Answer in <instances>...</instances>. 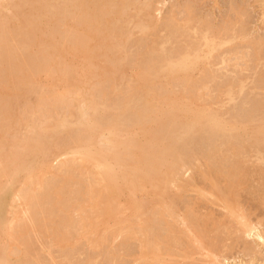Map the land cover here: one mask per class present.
<instances>
[{
    "label": "rangeland",
    "instance_id": "obj_1",
    "mask_svg": "<svg viewBox=\"0 0 264 264\" xmlns=\"http://www.w3.org/2000/svg\"><path fill=\"white\" fill-rule=\"evenodd\" d=\"M81 1L0 0V264H264V0ZM91 14L116 23L96 30ZM216 116L251 131L215 128ZM34 129L52 131L51 150L90 140L101 157L120 154L119 210L106 215L109 180L90 155L49 153L38 173ZM217 164L219 187L233 172L243 182L239 217L210 187Z\"/></svg>",
    "mask_w": 264,
    "mask_h": 264
},
{
    "label": "bare ground",
    "instance_id": "obj_2",
    "mask_svg": "<svg viewBox=\"0 0 264 264\" xmlns=\"http://www.w3.org/2000/svg\"><path fill=\"white\" fill-rule=\"evenodd\" d=\"M90 1H91V0H89V1H87V2H90ZM92 1L98 3V1H94V0H92ZM92 1H91V2H92ZM81 2H83V0H82ZM84 2H85V4L87 3L86 1H84ZM84 2H83V3H84ZM91 2H90V3H91ZM81 4H82V3H81ZM81 4H80V6H78V7H83L82 5L85 6V4H82V5H81ZM94 4H95V3H94ZM94 4H92V5H93L92 7H95ZM98 4H99V3H98ZM74 5H75V4H74ZM77 5H78V4H77ZM87 5H88V4H87ZM87 5H86V7H87ZM89 5L91 6V4H89ZM89 5H88V6H89ZM96 5H97V4H96ZM135 5H136V4H135ZM75 6H76V5H75ZM92 7H91V9H92ZM86 9H88V7H87ZM93 9H94V8H93ZM95 9L97 10V7H96ZM146 9H147V8H146ZM26 10H27V8H26ZM28 10H30V8H29ZM28 10H27V13H28ZM132 10H133V9H132ZM142 10H144V9H142ZM23 11H24V10H23ZM134 11H135V10H134ZM138 11H140V9H139ZM145 11H146V10H144V13H145ZM83 12H84V11H83ZM94 12H95V11H94ZM147 12H148V11H147ZM81 13H82V12H81ZM104 13H105V12H104ZM133 13H134V12H133ZM82 14H83V13H82ZM105 14H106V13H105ZM130 14H131V13H130ZM137 14H138V12H137ZM139 14H140V13H139ZM141 14H142V13H141ZM89 15H90V14H89ZM89 15H87V16L89 17ZM91 15H92V14H91ZM96 15H97V13H96ZM96 15H92V20H94L93 18H96ZM109 15H110V14H109ZM147 15H149V14H146L145 17H147ZM77 16H78V15H77ZM94 16H95V17H94ZM141 16H142V15H141ZM81 17H82V15H81ZM98 17H99V16H98ZM107 17H108V16H107ZM143 17H144V16H143ZM79 18H80V17H78V20H79ZM99 18H100L101 20H103L101 17H99ZM147 18H148V17H147ZM90 19H91V18H89V21H91ZM100 19H99V20L96 19V20H94L92 23L89 22V21H87V22H89V24H90V23H91V24H94V22L97 23V20H98V23H99ZM114 19H115V18H114ZM114 19H113V20H114ZM80 20H81V19H80ZM80 20H79V21H80ZM144 20H145V19H144ZM81 21H82V20H81ZM84 21H85V20H84ZM104 21H105V23H106V21H107L108 23H110V24L112 23L111 25H113V24L116 23V22L114 23V21H113V22H109V21H112L111 18H110L109 21H108V20H103V21H100V22H103V24H105ZM76 23H77V22H76ZM76 23H75V24H76ZM98 23H97V24H98ZM89 24L86 23L85 26H87V25H89ZM99 24H101V23H99ZM99 24L96 26L97 29H96V27H95L96 30H100V29H101V25L99 26ZM103 24H102V27H103ZM150 24H151V23H150ZM76 25H77V24H76ZM136 25H137V24H136ZM89 26H91V25H89ZM89 26L85 27V29H86V28L88 29ZM98 26L100 27L99 29H98ZM104 26H105V25H104ZM129 27H130V26H128V28H129ZM132 27H133V26H132ZM134 27H135V26H134ZM138 27H139V26H138ZM29 28H30V27H29ZM75 28H76V27H75ZM80 28H81V27H80ZM103 28H104V27H103ZM105 28H106L107 30L109 29V27L107 28L106 26H105ZM110 28H111V27H110ZM125 28H127V27H125ZM140 28H141V27H140ZM76 29H77V28H76ZM82 29H84V28H82ZM93 29H94V27L92 28V30H93ZM95 29H94V30H95ZM113 29H114V28H113ZM135 29H136V28H135ZM89 30H91V27H90V29H88V32H91V33H92V32L94 31V30H93V31H92V30L89 31ZM96 30H95V31H96ZM123 30H124V28H123ZM126 30H127V29H126ZM187 30H188V29H187ZM27 31H28V30H27ZM29 31H30V30H29ZM95 31H94V32H95ZM109 31H110V30H109ZM118 31H119V30H118ZM120 31H121V30H120ZM135 31H136V30H135ZM100 32H101V31H100ZM124 32H125V30H124ZM190 32H191V31H190ZM82 33H83V32H82ZM108 33H109V35H107ZM108 33L106 34L107 36L113 35V34H110V32H108ZM118 33H119V32H118ZM79 34H80V33H79ZM97 35H98V34H97ZM116 35H117V33H116ZM122 35H124V34L121 33V35H119V36H122ZM130 35H131V34H130ZM78 36H81V35H78ZM84 36H86V35H84ZM87 37H88V36H86V40L89 38V37H88V38H87ZM99 37H100V39H101L102 36H99ZM111 37H112V36H111ZM115 37H117V36L114 35V38H115ZM128 37H130V36H128ZM79 38H80V37H79ZM102 38H103V37H102ZM119 38H120V37H119ZM96 39H98V36H96ZM104 39H105V37H104ZM109 39H110V37H109ZM111 39H112V38H111ZM126 39H127V38H126ZM112 40H114V39H112ZM112 40H110L109 42H111ZM77 42H78V43L76 44V47H78V46H79L78 44H80V41H77ZM88 42H89V39H88ZM88 42H87V43H88ZM16 43H17V42H16ZM30 43H31V42H30ZM52 43H53V42H52ZM82 43H83V44H82ZM82 43H81L80 46L83 45L82 47H84V45H86V44H84L83 41H82ZM101 43H102V42H101ZM103 43L105 44V42H103ZM54 45H55V44H54ZM77 45H78V46H77ZM23 46H24V45H23ZM51 46H52V44H51ZM86 46H87V45H86ZM86 46H85V47H86ZM101 46L104 47V46H106V45H101ZM109 46H111V45H109ZM82 47H79V48H82ZM87 47H88V46H87ZM87 47H86V48H87ZM92 47H93V46H92ZM5 48H6V47H5ZM9 48H10V47H9ZM107 48H108V46H107ZM7 49H8V48H7ZM22 49H23V48H22ZM52 49H53V48H52ZM89 49H90V48H89ZM89 49H88V50H89ZM4 50H5V49H4ZM88 50H85V52H86V51L88 52ZM0 51H1V50H0ZM5 51H6V50H5ZM20 52H21V51H20ZM75 52H76V51H75ZM81 52H83V51H81ZM91 52H92V50H91ZM185 52H186V51H185ZM102 53H103V52H102ZM188 53H189V52H188ZM98 54H99V53H98ZM52 55H53V54H52ZM102 55H103V54H100L101 57H102ZM104 55H105V54H104ZM104 55H103V56H104ZM94 56H95V55H94ZM96 56H97V54H96ZM5 57H6V56H5ZM97 57H98V56H97ZM104 57H105V56H104ZM88 58H89V57H88ZM183 58H185V57H183ZM183 58H181V59H183ZM19 59H21V58H19ZM187 59H188V58H187ZM6 60H7V59H6ZM88 60H89V59H88ZM104 60H105V59H104ZM3 61H4V60H3ZM20 61H21V60H20ZM20 61H19V62H20ZM11 62H12V61H11ZM19 62L17 61V63H19ZM89 62H92V61H89ZM0 64H1V63H0ZM22 64H23V63H22ZM109 64H110V63H109ZM2 65H3V64H2ZM13 65H15V64H13ZM20 65H21V64L18 65V68H20ZM169 65H170V64H169ZM9 67H10V66H9ZM33 67H34V66H33ZM1 68H2V67H1ZM22 68H23V67H22ZM115 69H116V68H115ZM14 70H15V69H14ZM21 70H22V69H21ZM23 70H25V69H23ZM23 70H22V71H23ZM11 71H12V70H11ZM106 71H108V70H106ZM106 71H105V72H106ZM8 72H9V71H8ZM140 72H141V71H140ZM165 72H166V71H165ZM20 73H21V72H20ZM26 73H28V72L26 71ZM92 73H93V72H92ZM98 75H99V74H98ZM103 75H105V74H103ZM106 75H108V74H106ZM34 76H35V73H34ZM34 76H33V77H34ZM4 77H5V76H4ZM9 77H10V76H9ZM22 77H23V76H22ZM28 77H29V76H28ZM28 77H26V78H28ZM35 77H36V76H35ZM103 77H104V76H103ZM247 77H249V76H247ZM10 78H11V77H10ZM24 78H25V77H24ZM30 78H32V77H30ZM145 78H146V77H145ZM156 78H157V77H156ZM252 78H253V77H252ZM11 79H12V78H11ZM146 79H147V78H146ZM151 79H152V78H151ZM35 80H36V79H35ZM251 80H252V79H251ZM8 81H9V79L7 80V82H8ZM33 81H34V80H33ZM7 82H5V83H7ZM23 82H24V81H23ZM30 82H32V80H30ZM251 82H252V81H251ZM3 83H4V82H3ZM5 83H4V84H5ZM18 83H19V80H18ZM35 83H36V81H35ZM0 84H1V83H0ZM30 84H32V83H30ZM9 85H11V83H10ZM22 85H24V84H22ZM27 85H28V86H32V85L26 84V87H27ZM2 86H3V84L0 85V90H1V88L3 89ZM4 86H5V85H4ZM6 86H7V85H6ZM16 86L19 87L20 84L15 85V87H16ZM7 87H8V86H7ZM7 87H5V88H7ZM17 87H16V88H17ZM33 87H34V86H33ZM227 87H228V86H227ZM233 87H234V86H233ZM21 88H22V87H21ZM7 89H8V88H7ZM14 90H15V89H14ZM16 90H18V88H17ZM19 90H20V92H21V89H19ZM19 90H18V91H19ZM28 90H29V88H28ZM2 91H3V90H2ZM4 91H5V90H4ZM11 91H12V90H11ZM23 91H25V89H24V90L22 89V92H23ZM227 91H229V90H227ZM7 92H8V91H7ZM7 92H6V93H7ZM14 92H15V91H14ZM20 92H18V96H19V94H22V93H20ZM25 92H26V91H25ZM241 92H242V91H241ZM2 94H3L4 96H6V97H7V95H8V94H4V92H3ZM11 94H12V93H11ZM15 95H17V93H16V94L14 93L13 98L15 97ZM40 95H41V94H40ZM8 96H9V95H8ZM18 96H17V97H18ZM1 97H2V96H1ZM9 98H12L11 95L9 96ZM1 99H2V98H1ZM8 100H9V99H8ZM53 100H54V99H53ZM1 101H3V100H1ZM0 103H1V102H0ZM9 104H10V103H9ZM2 105H4V104L2 103ZM35 107H36V106H35ZM0 109H1V108H0ZM9 109H10V108H9ZM9 109H8V111H9ZM34 109H35V108H34ZM34 109H33V110H34ZM6 110H7V109H6ZM10 110H12V111H9V114H10V115H11V113L15 112L12 108H11ZM8 111L6 112V117L8 116V114H7ZM42 111H44L43 108H42ZM37 112H38V111H37ZM211 112H212V111H211ZM211 112H210V113H211ZM13 114H14V113H13ZM211 114H212V113H211ZM11 116H14V115H11ZM4 117H5V115H4ZM9 117H10V116H9ZM9 117H8V118H9ZM8 118H7V120H8ZM5 119H6V118H5ZM9 119H11V117H10ZM206 119H207V120H210L209 122H212V123H211L212 126H214V127H215V125H217L218 127H219V126H220V127L223 126V129H224V125H223V123H224L225 121H227V120H225L224 122H222L220 119L217 118V116H216V117L206 118ZM206 119H205V120H206ZM29 121H30V120H29ZM228 121H229V120H228ZM228 121H227V123H228ZM231 121H233V120H231ZM33 122H34V121H33ZM209 122H207V123H209ZM202 123H203V122H202ZM225 123H226V122H225ZM225 123H224V124H225ZM227 123H226V124H227ZM229 123H230V122H229ZM231 123H232V122H231ZM231 123H230V124H227V125L230 126V127H232V128H233V127L238 128L239 131H243V132H244V131H246L247 129H248L247 131H251V128H250V127L248 128V126H247L246 124H244V123H242V124H241V123L239 124V122H233V123H235V124H233V123L231 124ZM209 124H210V123H209ZM226 124H225V126H227ZM238 124H239V125H238ZM243 124H244V125H243ZM91 125L94 126V124H91ZM52 126H53V125H52ZM89 126H90V125H89ZM143 126L145 127V125H143ZM143 126H141V127L143 128ZM217 126H216L215 128H217ZM148 127H150V126H148ZM39 128H40V127H39ZM39 128H36V129H39ZM86 128H88V127H86ZM151 128H152V127H151ZM226 128H227V127H226ZM221 129H222V128H221ZM228 129H229V127H228ZM249 129H250V130H249ZM85 130H86V129H85ZM151 130H152V129L149 130L150 133L152 132ZM255 130H257V129H255ZM259 130H261V128H260ZM35 131H37V132H35ZM147 131H148V130H147ZM53 132H54V131H53ZM55 132H56V131H55ZM150 133H149V135H150ZM40 134H41V133H40ZM40 134L38 133V130H35V129H34V134H33V136L31 135L32 140H33V142H34L35 145H36V147H35V145H34V147L36 148V150H35V148H33V151L31 150V151H32L31 154L35 155V156H34V158H35V164H37V168H38V169H37L38 171H37V170H32V171H33V172H32L33 175L35 174L34 171H37V172L39 173L40 171H42V169H45V170H46L47 168L50 167V165H49V161H48V160H49V159H48V157H49L48 154H49V153L52 154V155L54 154L55 157H56V156L58 157L59 155H62V154H64V153H67V151H70V152L72 151V153L75 152V153H79V154H87V155H90V156H92V158L94 159V161L100 162V164L102 165V167H103V169H104V171H105L103 177H104V178L106 177V179L109 180V184H110L109 187L111 188V190H110L111 198L108 199V200H109V202H111V203L108 202V204H109L108 206H110V207H109V209L107 210L106 215H108V214L112 215V214H114V212H116V211L119 210V209L117 208V207H119V205H117V207H116V205L114 206L113 203H112V200H111V199L113 198L112 196H114L115 194H117V193L120 194L121 187H119V183H120L122 180H121L119 183H118V181L116 182V183H118V185H117V184L113 185V183L111 182V179H113V177L115 176V173H114L115 167H114L113 162L116 161V160H120V159H121V158H120V157H121L120 154H118V155L120 156V157H119V156L116 155L115 153H106V155L108 154V156L101 157L99 154H101L100 151H101L102 149L99 148L100 151H98L96 148H93V146H92V144H91V141L89 140L90 138H92V136H90V135H89V138L87 139V140L90 141V143H89V141H88V142H87V141H86V142H83V141H82V142H79V141H77L76 144H71L72 146L69 147V148H68V146L64 147V145H63V147H58V148L56 147V150H55V148L51 150L52 146H51V142H50V141H51V137H52V135H53L52 131H50L49 133L45 132V134H47V135H45V134H41V135H40ZM88 134H89V132H88ZM148 137H149V136H148ZM154 137H155V136L153 135L152 138L154 139ZM46 138H47V139H46ZM155 138H156V137H155ZM24 139H25V138H24ZM55 139H56V137H55ZM148 139H149V138H148ZM153 139H152V140H153ZM229 139H230V138H229ZM30 140H31V139H30ZM47 140H50V141H48V142H49V144H50L49 146H51V147H48V145H47V144H48V143H47ZM25 141H26V140H25ZM28 141H29V140H28ZM84 141H85V140H84ZM53 142H54V141H53ZM149 142H150V141H149ZM152 142L155 144V141H152ZM159 142H161V141H159ZM25 143H26V145L28 144V142H25ZM161 143H162V142H161ZM14 144H15V143H14ZM18 144H19V143H18ZM114 144H115V143H114ZM139 144H141V142H140ZM150 144H151V142H150ZM154 144H153V145H154ZM157 144H158V143H157ZM157 144H156V145H157ZM15 145H17V144H15ZM19 145H20V144H19ZM158 145H159V144H158ZM21 146H22V145H21ZM24 146H25V145H23V148H24ZM147 146H149V145H147ZM161 146H162V145H161ZM2 147H3V145H2ZM31 147H32V146H31ZM152 147H153V146L151 145L150 148H152ZM157 147H158V146H157ZM157 147H155V149H156ZM227 147H228V146H227ZM230 147H231V146H230ZM236 147H237V146H236ZM59 148H60V149H59ZM91 148H92V149H91ZM141 148H142V147H140V150H141ZM143 148H144V147H143ZM162 148H163V147H162ZM165 148H167V146L163 148V149H164V150H163V153L166 152V151H168V150H171V149H165ZM221 148H222V147H221ZM228 148H229V147H228ZM228 148L225 149V151H227ZM93 149H94V150H93ZM95 149H96L97 151H96ZM144 149H145V148H144ZM158 149H159V148H158ZM158 149H157V150H158ZM230 149H231V148H230ZM230 149H229V152L231 151ZM232 149H235V148L232 147ZM22 150H23V149H22ZM34 150H35V151H34ZM91 150H92V151H91ZM145 150H146V149H145ZM151 150H152V149L147 150V152H146L145 154H146V155H147V153H148V154H153L154 150H152V151H151ZM219 150H220V148H219ZM219 150H218V151H219ZM235 150H236V151H235ZM235 150H234V153L231 152V154H232V156H235V157H233V158L236 159V158L239 156V154H240L239 152H240V151H238V149H235ZM141 151H142V150H141ZM143 151H144V150H143ZM155 151H156V150H155ZM159 151L161 152V150H159ZM159 151H158V153H159ZM215 151H217V150H215ZM218 151H217V154H218ZM11 152H12V151H11ZM156 152H157V151H156ZM229 152H228V153H229ZM235 152H238V154L235 155ZM241 152H242V151H241ZM13 153H14V154H13ZM13 153H11V154H13V155H10V157L7 155L9 161L6 159V160H5V163H6V161H7L6 165L8 164L7 167H9V168H10V165H11V166H12V165H16V167H15V170H16L17 167H18V168L21 167L22 162H19L20 160H18V157H20L19 154H18V153H15V152H13ZM25 153H26V152H25ZM39 153H40V154H39ZM98 153H99V154H98ZM203 153H205V152H203ZM160 154H161V153H160ZM169 154H170V153H168V155H169ZM215 154H216V152H215ZM219 154H220V153H219ZM101 155H102V154H101ZM125 155H126V154H125ZM125 155H123L122 158H124ZM156 155H157V154H153V158H154V159H152V162H154V164L150 165V167L152 166V168H153V166L156 165L157 161H159V160H157V158H158L159 156L157 157ZM170 155H171V154H170ZM207 155H211V154H207ZM25 156H26V154H25ZM126 156H129V155H126ZM126 156H125V158H126ZM149 156H150V155H149ZM149 156H145V155H144V159H142V160H143V163L141 164V167L143 166L144 162H147V164H151V163H152L151 160H150L149 162H148V160H146L147 157H149ZM160 156H161V155H160ZM203 156L206 157V154H204ZM216 156H217V155H216ZM232 156H231V157H232ZM241 156H242V155H241ZM241 156H239V157L241 158ZM142 157H143V156H142ZM217 157H218V156H217ZM228 157H230V154H229ZM231 157H230V158H231ZM125 158H124V159H125ZM159 158H160V157H159ZM208 158H210V157L208 156ZM211 158L213 159V157H211ZM246 158H247V157H246ZM136 159H137V158H136ZM237 159H239V158H237ZM237 159H236V160H237ZM122 160H123V159H122ZM232 160H233V159H232ZM236 160H235V162H237ZM239 160H240V159H239ZM239 160H238V162H239ZM21 161H22V160H21ZM136 162H137V161H136ZM138 162H139V161H138ZM140 162H142V161H140ZM140 162H139V163H140ZM150 162H151V163H150ZM231 162H232V161H231ZM233 162H234V161H233ZM238 162H237V163H238ZM20 164H21V165H20ZM147 164H146V165H147ZM234 164H236V163H234ZM217 165H218V164H217ZM239 165H241V164H239ZM243 165H244V164H243ZM2 166H3V165H2ZM144 166H145V164H144ZM147 166H149V165H147ZM219 166L222 167V165H218V166H215L216 169L219 168ZM245 166H246V165H245ZM3 167H5V165H4ZM3 167H1V168H3ZM7 167H6V169H7ZM141 167H140V168H141ZM18 168H17V170H18ZM142 168H144V167H142ZM222 168H223V167H222ZM222 168H220V171H221V173L224 171V173H223L224 175H222V174L220 173L219 169H218V171L216 170L217 172L215 173V170H214V168H213L212 170H213L214 174H211V175H210V172H209V175H210V176L214 175V176H212V177L215 178V179H213V180L211 181L213 186H210V187H211V189H213V190L216 188V189H217V190H216V193H217L216 196L219 197V198H223V199H224V200H223V203H224V205H225V206H224V207H225L224 209L227 210L226 213L228 212V213H229L230 215H232L233 217H235V216H238V217H239V214H237L238 211H237V213L234 211V209H236V208L233 207V204L231 203V199H232V197L235 195V191H237V190H235V189H236V186H237V185H238V186H239V185H242L243 182H241V181H238V182H237V181H234V182H237V183H235V184H234V182L232 183V181H233L232 179H233L234 177H235V178H239V177H236L237 175L234 176L236 173H235V174H234V172L231 173V174L233 175V176L231 177V179H230V184H231V185H229V182H227L229 179L227 180L226 178H225V179L227 180L226 182H227L228 184L225 182V184H227V185H226L227 187H225V188H227V189H225L224 186L221 184L222 187H223L225 190L228 191V192H224V190L220 189V188H222V187H219L220 184H218V183H220V181L217 182V180H218L217 178H219V180H220V179L223 180L224 177H225V170H224L225 167H224L223 169H222ZM236 168H237V166H236ZM153 169H154V168H153ZM245 169H246V168H245ZM17 170H16V171H17ZM222 170H223V171H222ZM228 170H229V169H228ZM13 171H14V170H13ZM117 171H118V170H117ZM234 171H235V170H234ZM236 171H237V170H236ZM26 172H27V170H26ZM37 172H36V173H37ZM211 172H212V171H211ZM218 172L221 174V176L218 175ZM238 172L240 173L239 170H238ZM6 173H7V174L10 173L9 169H7V172H6ZM12 173H13V172H12ZM12 173H11V174H12ZM117 173H118V172H117ZM206 173H207V172H206ZM241 173H242V172H241ZM13 174H14V173H13ZM123 174H124V173H123ZM30 175H32V174H29V176H30ZM117 175H119V174H117ZM215 175L217 176V178L215 177ZM228 175H229V174H228ZM204 176H205V175H204ZM206 176H208V174H207ZM210 176L208 177V179H211ZM218 176H220V177H218ZM223 176H224V177H223ZM230 176H231V175H230ZM238 176H240V175H238ZM10 177H12V176H10ZM10 177H9V178H10ZM222 177H223V178H222ZM226 177H227V176H226ZM23 178H25V177H23ZM23 178H22V180H23ZM222 180H221V181H222ZM231 180H232V181H231ZM237 180H241V177H240V179H237ZM246 180H247V179H246ZM7 181H8V180H7ZM10 181H11V178H10ZM223 181H224V180H223ZM8 182H9V181H8ZM209 182H210V181H209ZM211 182H210V183H211ZM239 182H240L241 184H240ZM225 184H224V185H225ZM248 184H249V183H248ZM243 185H244V184H243ZM238 186H237V188L239 189ZM19 187H20V186H19ZM92 190H93V189H92ZM213 190H212V191H213ZM95 191H96V190H95ZM95 191L93 190V193H94ZM238 191H239V190H238ZM236 193H238V192H236ZM233 194H234V195H233ZM57 196H58V195H57ZM59 196H60V195H59ZM29 197H30V196H29ZM234 197H235V196H234ZM108 198H109V197H108ZM228 198H229V199H228ZM113 199H114V198H113ZM226 199H227V200H226ZM233 199H234V198H233ZM29 200L31 201V198L28 199V200L26 199V201L28 202L27 204H30ZM113 202H114V201H113ZM219 202H220V201H219ZM221 202H222V201H221ZM237 202H238V201H237ZM222 206H223V205H222ZM237 206H238V205H237ZM37 207H39V206H37ZM105 210H106V209H105ZM104 212H105V211H104ZM239 212H240V210H239ZM187 213H190V212L188 211ZM240 213H241V212H240ZM190 214H191V213H190ZM190 214H188V217H190ZM240 215H241V216H240V218H241V217H242V214H240ZM243 217H244V216H243ZM234 219H235V218H234ZM236 219H237V218H236ZM241 219H244V218H241ZM197 220H199V222H202V219H197ZM200 220H201V221H200ZM238 220H239V219H238ZM238 220H236V221H238ZM206 221H207V219L205 220V222H206ZM236 221H235V222H236ZM240 221H241V220H240ZM199 222H198V224L201 225V223H199ZM206 223H207V222H206ZM204 224H205V223H203V226H204ZM239 224H240V226H242L243 231H244L245 233H250L251 230L253 229L252 226H250V225H249V222H247V221L239 222ZM199 225H196V228H197ZM205 225H206V224H205ZM214 225H215V224H214ZM203 226L201 225L200 227H203ZM240 226H239V227H240ZM200 227H199V230L201 229V230L203 231V233L201 232L202 234H204V232H205L204 230H208V229H204V230H203V228H205L206 226H204L203 228H200ZM236 227H237V226H236ZM240 228H241V227H240ZM239 230H240V229H239ZM195 233L198 234V233H200V231H199V232L197 231V232H195ZM217 233H218V232H217ZM205 234H206V233H205ZM205 234H204V235H205ZM198 235H199V234H198ZM218 235H219V234H218ZM257 235H258L259 237H261L259 234H257ZM193 237H194V236H193ZM203 237H204V236H203ZM214 239H215V238H214ZM215 241H216V243L218 242V240H215ZM215 241L213 240V242H212V241L210 240V244H212V243L214 244ZM232 241H233V240H232ZM219 242H220V240H219ZM219 242L217 243L218 245H219ZM221 242H223V241H221ZM228 242H229V241H228ZM214 245L216 246V244H214ZM222 245L224 246L225 243L222 244ZM222 245H221V247H222ZM230 245H231V244H230ZM209 246H210V245H209ZM212 246H213V245H212ZM219 246H220V245H219ZM228 246H229V245H228ZM206 247H207V246H206ZM210 247H211V246H210ZM211 248H212V247H211ZM221 263H222V262H221Z\"/></svg>",
    "mask_w": 264,
    "mask_h": 264
}]
</instances>
